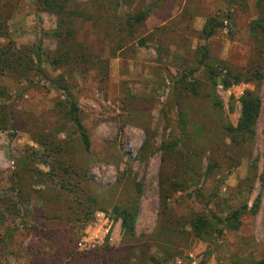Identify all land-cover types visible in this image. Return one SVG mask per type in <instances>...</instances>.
I'll use <instances>...</instances> for the list:
<instances>
[{
  "label": "rangeland",
  "instance_id": "374dc122",
  "mask_svg": "<svg viewBox=\"0 0 264 264\" xmlns=\"http://www.w3.org/2000/svg\"><path fill=\"white\" fill-rule=\"evenodd\" d=\"M74 1L81 4L89 2ZM154 1L133 0L127 5L118 6L116 11L120 15L134 14ZM256 2L167 0L140 28V34L162 25L164 18L180 15L187 3L193 14L198 13V16H193L191 23L180 18L171 22L170 29L174 32L169 36L163 51L155 39L147 41L144 47L135 44L136 51L132 57L125 54L111 59L108 76L102 79L96 70L69 73L66 69L52 65L50 60L59 47L58 41L52 36L55 17L37 12L36 0H0V20H5L9 14V18L4 21L8 37H0V45L11 40L18 47L35 49L39 46L44 74L49 79L63 76L68 82L70 93L77 101L83 126L91 140L89 176L93 183L100 191H108L117 183L123 187V184L131 180L141 183L142 196L135 222L137 236L152 235L157 224L161 208L159 178L164 156L161 147L179 141L189 151L205 152L202 161L205 172L211 149H216L222 140L229 144L218 121L208 119L203 111L210 105L208 101L215 98L220 102L223 120L236 125L240 114L239 98L245 90H253L254 86L241 83L224 89L219 84L215 89L211 88L208 71L197 64L195 53L199 47L206 45L215 62H225L232 68L248 65L253 56L249 23L257 17ZM211 16L218 17L222 27L206 41L193 35L192 31H201L205 17ZM78 38L88 43L91 54L109 56L107 40L89 29L88 23L81 25ZM190 70H195V73L188 76V80L198 83L204 98L196 100L182 94L177 99L175 85ZM0 85L8 93L6 102L11 103L21 116L30 114L40 129L54 134L59 140L76 141V128L62 118L63 112L59 107L60 102H66L64 91L56 89L40 77H31L26 81L3 76ZM259 95L261 114L257 122L256 139L251 148V158L257 159L258 166L253 188L249 190L241 186V182L250 173L251 162L249 158H243L237 167L229 171L224 168L223 174L217 171L204 175L197 184L187 175H181L178 181L184 189L167 201L168 209L178 217L211 211L225 218L243 205L251 206L255 198L260 196L258 213L255 216H241L239 223L231 227L222 225V234L215 235L208 242L184 237L176 239L169 250L153 247L151 255L160 264H252L264 257V180L261 178L264 163V80ZM133 107H136L138 118L127 120V109ZM142 125L150 128V139L144 154H141V149L146 134ZM11 135L15 137L11 138ZM32 150L39 151L40 148L25 131H0V196L3 199L17 200L15 173L27 167V156L32 155ZM34 164L42 171H47V167L38 162ZM35 181L38 179L26 182L29 194L31 189L44 188ZM123 191L124 187L115 197L122 195ZM196 191L201 195L200 200L197 199ZM115 202V199H111L100 204L91 221L79 231L75 244L79 251L89 252L102 246L119 248L122 245L124 235L121 220L113 211ZM42 207L43 201L35 198L24 205L29 216H24V212L19 216H9L0 203V234L9 227L20 225L10 241L8 254L0 258L2 264H29L30 259L37 255H50L54 252L59 229L57 225L35 220L34 216ZM22 216L24 224L20 219ZM74 230L77 234V226ZM134 255H138V252L134 251ZM130 264H137V261L132 259Z\"/></svg>",
  "mask_w": 264,
  "mask_h": 264
},
{
  "label": "trees",
  "instance_id": "16d2710c",
  "mask_svg": "<svg viewBox=\"0 0 264 264\" xmlns=\"http://www.w3.org/2000/svg\"><path fill=\"white\" fill-rule=\"evenodd\" d=\"M131 1L133 0H89L86 4H81L74 0H36L37 12L55 17V29L52 31V36L58 41L59 47L50 60L52 65L66 69L69 73L73 71L87 73L96 70L102 79H106L111 59L125 54L132 57L136 51L135 44L138 47H144L147 41L155 39L159 41V47L163 51L165 43L169 42V36L174 32L170 29L171 22L180 18L191 23L193 16H198V13L193 14L187 3L180 15L164 18L165 22L162 25L140 34V28L152 14L160 10L167 0H156L134 14L117 13L118 6L127 5ZM240 1L242 0H230V3ZM256 9L257 17L249 23L253 56L248 65L232 68L225 62H215L210 57L206 45L199 47L195 53V58L198 57L197 64L208 71L211 88L215 89L220 84L224 89H228L244 83L253 85L254 89L245 90L239 98L240 114L236 125L223 120L220 102L215 98L208 101L210 105H207V109L203 112L208 119L218 121L222 133L229 139V144L222 140L220 145L217 144L216 149H211L205 172L202 169L205 152L189 151L179 141L161 147L164 153L159 178L161 208L152 235L137 236L135 231L142 196L140 182L136 180L126 182L123 184V194L115 197V194L123 188L120 183L108 191H100L91 180L89 176V165L92 162L91 140L83 126L77 101L70 93L68 82L63 76L49 79L44 74L41 69L39 46L35 49L18 47L11 40L0 45V78L9 76L28 81L31 77H40L56 89L64 91L66 102L59 104L63 112L62 118L75 126L77 134L76 141H62L54 134L40 129L30 114L21 116L11 103L6 102L8 93L0 85V131H25L40 148L39 151L32 150V155L27 156V167L15 173L17 200L3 199L0 196V203L9 216H19L21 212H24V216H29L24 205L39 198L43 201V207L34 216L35 220L43 224L57 225L59 229L54 252L50 255H37L34 259H30L29 264H130L132 259L137 261V264H160L158 259L151 255L153 247L157 250H169L176 239L184 237L208 242L215 235L222 234V225L231 227L239 223L241 216L247 214L255 216L258 213L261 205L260 196L255 198L251 206L243 205L231 211L225 218H220L211 211L193 213L185 218L178 217L167 207V201L175 193L184 189L183 184L178 181L181 175H187L194 184H197L204 175L208 176L217 171L223 174L224 168L229 171L237 167L243 158H249L251 162L250 173L241 182V186L249 190L253 188L258 166L257 159L251 158V148L256 139L257 122L261 114L262 103L259 90L264 80V0H257ZM8 18L9 14L5 20L2 18L0 20V37H8L4 23ZM205 18L201 31L198 33L192 31L193 35L204 41L211 38L222 27V21L218 17ZM86 23L89 29L107 40L108 57L91 54L88 43L78 38L81 25ZM194 73L195 70H190L187 75H182L177 81L174 89L177 99L182 94L196 100L204 98L198 83L188 80V76H193ZM137 116L136 107L127 109V120L138 118ZM141 119L144 121V116H141ZM205 127L207 129V125ZM142 128L146 134V140L141 149V154H144L150 139V128L147 126ZM14 137L11 135V138ZM211 140L208 139V141ZM179 144L177 150L176 147ZM34 162L47 167V171L44 172L36 167ZM195 162L196 164L199 162V165L194 164ZM261 178L264 180V163ZM31 179H38L35 182L42 184L44 188L31 189L29 194L26 182ZM50 185H53V188H50ZM196 194L197 199L200 200L199 191H196ZM111 199L116 201L113 211L121 220L124 235L122 245L119 248L102 246L89 252L79 251L75 245L79 238V231L91 221L93 213L100 208V204ZM24 216L20 218L21 222ZM76 226L77 234L74 233ZM19 228L20 225L14 228L9 227L0 234V258L8 254L10 241ZM134 251H137L138 255L135 256ZM252 264H264V257Z\"/></svg>",
  "mask_w": 264,
  "mask_h": 264
},
{
  "label": "built area",
  "instance_id": "2783aa9c",
  "mask_svg": "<svg viewBox=\"0 0 264 264\" xmlns=\"http://www.w3.org/2000/svg\"><path fill=\"white\" fill-rule=\"evenodd\" d=\"M225 24H226V22H225ZM193 264H195V263L193 262Z\"/></svg>",
  "mask_w": 264,
  "mask_h": 264
},
{
  "label": "crops",
  "instance_id": "0c3cea01",
  "mask_svg": "<svg viewBox=\"0 0 264 264\" xmlns=\"http://www.w3.org/2000/svg\"><path fill=\"white\" fill-rule=\"evenodd\" d=\"M200 22V21H199ZM204 25V24H203ZM203 25H202V27H203Z\"/></svg>",
  "mask_w": 264,
  "mask_h": 264
}]
</instances>
